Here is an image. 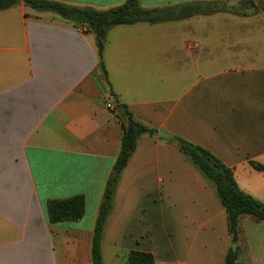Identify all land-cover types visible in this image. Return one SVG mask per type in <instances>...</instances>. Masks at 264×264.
<instances>
[{"label":"crops","instance_id":"0c3cea01","mask_svg":"<svg viewBox=\"0 0 264 264\" xmlns=\"http://www.w3.org/2000/svg\"><path fill=\"white\" fill-rule=\"evenodd\" d=\"M107 11L126 0H49ZM144 9L240 0H138ZM264 6V0H255ZM23 2L0 11V264H91L106 179L120 151L117 106L204 148L264 204V13L193 16L95 37ZM114 106L109 110L106 104ZM81 195L85 213L50 224L46 205ZM226 213L212 184L172 142L142 136L123 169L102 264L130 251L156 264H225ZM238 264H264V222L239 221Z\"/></svg>","mask_w":264,"mask_h":264},{"label":"trees","instance_id":"16d2710c","mask_svg":"<svg viewBox=\"0 0 264 264\" xmlns=\"http://www.w3.org/2000/svg\"><path fill=\"white\" fill-rule=\"evenodd\" d=\"M20 2L37 11H49L61 15L74 26L83 25L86 33L95 37L99 56V67L102 78L106 79V71L102 62V53L106 36L110 29L118 25H131L135 23L156 24L186 19L193 16L212 15L215 13H228L236 16L264 13V6L255 0H240L236 7H228L218 2H204L184 4L179 7L166 9H144L138 0H126L121 6L98 11L92 8H79L67 6L49 0H0V11L15 7ZM122 118L120 151L108 175L98 207L92 243L91 264H102L101 243L104 227L113 208V199L120 175L130 156L133 154L137 141L142 136L157 137V130L138 121L126 108L117 106ZM177 139L176 147L200 173L212 184L221 205L226 213L227 229L231 243H237L239 221L243 216H249L257 222H264V204L248 194L239 190L233 172L209 151L188 142L182 138ZM250 165L261 172L264 166L251 162ZM85 213V200L81 195L62 200H51L46 205V215L50 224L75 222ZM238 249L235 252L228 249L225 264H238ZM127 264H156L150 253L130 251L126 254Z\"/></svg>","mask_w":264,"mask_h":264},{"label":"water","instance_id":"95a60500","mask_svg":"<svg viewBox=\"0 0 264 264\" xmlns=\"http://www.w3.org/2000/svg\"><path fill=\"white\" fill-rule=\"evenodd\" d=\"M54 15H55L57 18H59V19L66 20V19H64L61 15H59V14H57V13H55ZM66 21H68V20H66ZM157 139H158V140L168 141V142H172V143H174V144H177V139H176V137H174V136H172V135H170V134L164 132L163 130H159V131L157 132ZM230 248H231V250H232L233 252H235V251H236V248H237L236 243H232L231 246H230Z\"/></svg>","mask_w":264,"mask_h":264},{"label":"built area","instance_id":"2783aa9c","mask_svg":"<svg viewBox=\"0 0 264 264\" xmlns=\"http://www.w3.org/2000/svg\"><path fill=\"white\" fill-rule=\"evenodd\" d=\"M76 30L78 31V32H86V27L85 26H83V25H78V26H76ZM106 107H107V109H109V110H113L114 109V106L112 105V104H110V103H107L106 104Z\"/></svg>","mask_w":264,"mask_h":264},{"label":"rangeland","instance_id":"374dc122","mask_svg":"<svg viewBox=\"0 0 264 264\" xmlns=\"http://www.w3.org/2000/svg\"><path fill=\"white\" fill-rule=\"evenodd\" d=\"M227 3V5H228V7H231V6H229V5H232V3L231 2H229V1H227L226 2ZM28 9H30L31 7H29V6H26ZM32 9V8H31ZM115 262H114V260L111 258V255H110V262H108V259L106 260V264H114ZM117 264H120V263H117Z\"/></svg>","mask_w":264,"mask_h":264}]
</instances>
